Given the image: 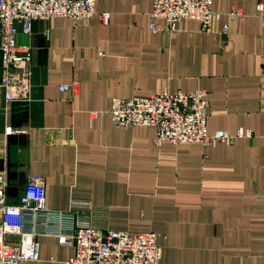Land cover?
Here are the masks:
<instances>
[{"label": "crops", "instance_id": "1", "mask_svg": "<svg viewBox=\"0 0 264 264\" xmlns=\"http://www.w3.org/2000/svg\"><path fill=\"white\" fill-rule=\"evenodd\" d=\"M258 2L213 0L221 18L212 32L188 18L174 30L153 32V0H98L96 11L110 12L109 24L97 13L36 20L30 34L19 24L18 44L32 52L33 100L7 104L0 92V172L7 171L8 201L17 202L28 178L39 175L49 209L69 210L73 199H85L94 204L79 210L85 222L159 233L160 264H264ZM233 10L241 14L231 16ZM199 88L209 93L210 133L244 128L253 136L158 146L155 127L118 126L106 113L114 97ZM37 240L39 259L21 264H65L75 252L53 235Z\"/></svg>", "mask_w": 264, "mask_h": 264}, {"label": "built area", "instance_id": "2", "mask_svg": "<svg viewBox=\"0 0 264 264\" xmlns=\"http://www.w3.org/2000/svg\"><path fill=\"white\" fill-rule=\"evenodd\" d=\"M98 0H0V32L2 42V77L0 92L7 104L33 100L32 52L28 45L18 44L19 24L25 34L32 32L33 22L53 17L85 20L97 13ZM257 10L264 26V0ZM99 20L109 24L111 13L98 12ZM240 11L233 10L236 16ZM150 29L158 33L174 30L183 19H197L201 29L212 32L221 13L213 11V0H153ZM229 27L223 28L228 33ZM70 85H62L66 91ZM118 126H153L155 144L201 143L217 145L233 143L240 137H252L251 129L208 131L211 116L209 93L193 91H158L148 96L114 97L106 112ZM13 132L12 127L6 133ZM45 179L30 176L18 201H8L7 171L0 172V264H21L39 259L38 237L53 235L61 244L74 247V254L65 264H160V234L154 231L131 233L126 230L102 229L82 220L80 209L94 208L85 199H73L71 209L52 210L47 207ZM88 212L87 214H89ZM85 214L86 216H88ZM18 236L17 241L9 239Z\"/></svg>", "mask_w": 264, "mask_h": 264}, {"label": "rangeland", "instance_id": "3", "mask_svg": "<svg viewBox=\"0 0 264 264\" xmlns=\"http://www.w3.org/2000/svg\"><path fill=\"white\" fill-rule=\"evenodd\" d=\"M157 132V131H156ZM155 137H156V134H155V136H154V139H155ZM155 142V141H154Z\"/></svg>", "mask_w": 264, "mask_h": 264}]
</instances>
